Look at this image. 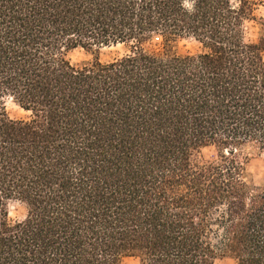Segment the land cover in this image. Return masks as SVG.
<instances>
[{
	"label": "trees",
	"instance_id": "trees-1",
	"mask_svg": "<svg viewBox=\"0 0 264 264\" xmlns=\"http://www.w3.org/2000/svg\"><path fill=\"white\" fill-rule=\"evenodd\" d=\"M257 4L0 0V264H264V185L235 154L264 149ZM188 38L201 51L178 53ZM205 146L219 157L194 165Z\"/></svg>",
	"mask_w": 264,
	"mask_h": 264
},
{
	"label": "rangeland",
	"instance_id": "rangeland-1",
	"mask_svg": "<svg viewBox=\"0 0 264 264\" xmlns=\"http://www.w3.org/2000/svg\"><path fill=\"white\" fill-rule=\"evenodd\" d=\"M256 20L247 22V39L258 41L264 36V0H258L255 10ZM157 38L149 44V47L160 50L162 45ZM178 53L198 52L201 51V45L192 38L182 39L176 43ZM129 46L125 44L101 47L99 50H87L78 47L69 53L71 61L80 65L86 62H92L99 58L102 61H108L125 54ZM8 113L11 117L22 119L27 118L29 112L21 108L12 98L6 99ZM236 156L243 162L246 173V180L250 184L264 185V149L253 143L245 144L235 150ZM219 157L218 150L215 146H205L194 150L192 154V163L194 165L203 164ZM11 219L18 220L24 214V208L19 202H13L10 206ZM124 264H139L136 258H127ZM214 264H236L230 256L219 255Z\"/></svg>",
	"mask_w": 264,
	"mask_h": 264
},
{
	"label": "clouds",
	"instance_id": "clouds-1",
	"mask_svg": "<svg viewBox=\"0 0 264 264\" xmlns=\"http://www.w3.org/2000/svg\"><path fill=\"white\" fill-rule=\"evenodd\" d=\"M186 6L189 7V8H191V5L190 4H187Z\"/></svg>",
	"mask_w": 264,
	"mask_h": 264
}]
</instances>
